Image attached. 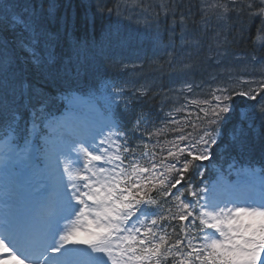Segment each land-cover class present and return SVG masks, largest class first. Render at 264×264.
<instances>
[{
    "label": "snow or ice",
    "instance_id": "6c2138e0",
    "mask_svg": "<svg viewBox=\"0 0 264 264\" xmlns=\"http://www.w3.org/2000/svg\"><path fill=\"white\" fill-rule=\"evenodd\" d=\"M181 7L97 3L101 15L142 22L156 47L160 17H170L181 48L202 54L198 68L165 46L178 79L153 113L142 106L149 83L104 80L82 95L61 88L55 49L61 29L67 35L79 19L58 16L56 0L47 8L0 0V30L13 33L0 40V173L19 167L39 177L27 211L0 212V264H264V179L257 188L246 179L257 170L243 166L253 137L264 152V57L256 54L264 49V0H198V20ZM257 19L253 51L232 52ZM83 23L87 31V14ZM90 43L74 42L77 60ZM96 54L105 56L103 46ZM236 97L255 103L225 133ZM206 161L217 174L211 184Z\"/></svg>",
    "mask_w": 264,
    "mask_h": 264
},
{
    "label": "trees",
    "instance_id": "16d2710c",
    "mask_svg": "<svg viewBox=\"0 0 264 264\" xmlns=\"http://www.w3.org/2000/svg\"><path fill=\"white\" fill-rule=\"evenodd\" d=\"M9 3L17 4V5H25V4H37V0H8ZM110 6L116 4L117 0H109ZM146 3L152 4L157 2V0H145ZM40 3H45L43 0H40ZM57 3V13L60 12L59 5L61 0H56ZM182 7L180 11L187 12L188 8L198 10V0H182ZM92 6L87 5V10L91 12ZM23 11V8H20ZM193 13L196 14L195 18L198 20L199 15L196 11ZM60 17L65 16V14H57ZM71 20L79 19L80 23L74 24L69 27L68 34L65 35L63 29H61V36L58 40L56 53L58 57H60L62 64L60 67L64 69L62 75H64L65 79L61 82L59 81L61 88H71V90L77 89V85L74 82L82 79V73H87L88 76H93L95 81L100 79H109L117 82L128 81L131 83H135L136 85L149 83L152 85L153 92L149 93V97L145 98L143 102V108L145 111H152L156 113L159 109L161 98L164 93H167L171 87H173L174 81H166L167 85H164L162 81L155 79L159 76H155L149 72L145 66H150L153 70L157 72L156 66L161 61V59L167 57L165 55V46L169 44H174L175 48L177 47L180 39V28L177 26L175 35L172 36L169 33V27L171 21L162 20L160 24V46L156 47L153 45L151 40V33L147 28L144 27L143 23H137L136 19L133 18L129 20L124 17H117L115 15V20L105 28L97 39L96 37V28L94 29L93 35L88 39H96L100 40L98 44H101L98 47H95L90 43L89 49L85 51L80 59L77 60L76 54L73 51V44L77 40H83L85 37V25L83 20L80 19L78 15L68 14ZM3 19V15L0 14V20ZM83 25H80V24ZM97 25L96 22L88 24L87 29L92 28V26ZM260 24L259 19L255 20L248 33L245 41L234 44L231 48L232 52L237 54H248L253 51L252 39L255 37L257 28ZM191 23H189V26ZM188 26V27H189ZM238 27V25H237ZM56 25L53 24V29L55 30ZM80 28L83 29V35H80ZM189 34H192L190 32ZM198 34V33H197ZM211 33H209V36ZM13 33L11 30L3 31L0 30V40L3 39H11ZM209 36H204L202 39L205 41L208 40ZM92 41V40H91ZM97 44V45H98ZM189 48L190 45L186 44ZM103 46L105 56L101 57V59H97L93 64H88L92 53L98 51V49ZM258 57H264V49H261L257 53ZM199 58H202V54ZM102 60V61H101ZM142 61V62H140ZM104 62V64L102 63ZM121 64L128 65L126 70H121ZM258 75V73H256ZM196 78L199 79L200 75L195 74ZM178 79V78H177ZM176 79V80H177ZM92 79L86 81L84 83L88 84ZM160 93L156 95L153 99L152 96L154 93ZM252 101H245L243 99H235L234 100V116L232 117L231 122L228 125H225L224 131L231 126V124L236 123L237 116L236 111L247 110V105L254 104ZM139 107V106H138ZM170 104L165 105V111H167ZM258 126V121H257ZM259 130V129H258ZM252 143L254 144V149L250 154H246L243 157V166L244 167H260L264 169V152L261 151V141L258 136L253 137ZM233 155H239L238 153H233ZM215 159V158H214ZM210 163H207L209 166ZM226 164V163H225ZM206 171L205 177L209 176V172Z\"/></svg>",
    "mask_w": 264,
    "mask_h": 264
},
{
    "label": "bare ground",
    "instance_id": "6f19581e",
    "mask_svg": "<svg viewBox=\"0 0 264 264\" xmlns=\"http://www.w3.org/2000/svg\"><path fill=\"white\" fill-rule=\"evenodd\" d=\"M43 1L45 2L43 3L44 7L47 8V0H43ZM103 2L106 3L107 7H114L115 5L113 4L110 6L109 0H103ZM97 3H98V0H61L60 12H58L57 14L59 15L65 14L66 16H68V14L72 13V14L78 15L80 19L82 20H84L85 14H87L89 18V23L91 24L94 20L97 25L92 26V28L87 29L84 35L87 36V38L89 37L91 38V35H93L94 33L93 31L96 28V37L97 39H99L103 30L108 25H110L116 18H115V12H113L112 15L107 14V12H105L103 15L97 13L96 12ZM39 4H40V0H37V5ZM87 5L92 6L91 12L86 11ZM152 5L155 7L156 11H159V0H157V2L155 3H152ZM191 10L192 12L196 11L198 13V10H194V9H191ZM160 18L166 20L163 16H161ZM167 21H171L170 17L167 19ZM80 25H83V24L81 23ZM195 27L196 26L191 24L189 26V33L192 32ZM83 32H84L83 29L80 28V35H83ZM88 40L90 42L94 41L95 47H98L101 45V44H98V42L99 41L101 42V40L99 41L93 40V39H91L92 41L90 39ZM189 52H191L190 56L188 55ZM182 56L184 58V62H188L189 60H191L197 65L198 68L203 67L201 63L202 58H199L195 54V50L192 48H189L186 44L183 46V49H182L181 41H180L178 42L177 47L175 48V57L177 60H179ZM168 59H169L168 56L161 59V61L156 66L157 72L153 70L150 66H145L149 72H151L152 74H155V76H159L155 79L162 81L164 85H167L166 81H175L178 78L177 72L173 71V69L167 63ZM194 74H199V71L194 69Z\"/></svg>",
    "mask_w": 264,
    "mask_h": 264
},
{
    "label": "rangeland",
    "instance_id": "374dc122",
    "mask_svg": "<svg viewBox=\"0 0 264 264\" xmlns=\"http://www.w3.org/2000/svg\"><path fill=\"white\" fill-rule=\"evenodd\" d=\"M176 81V80H175ZM174 81V82H175ZM81 108H83V109H85L84 111H82V113H83V115L86 117L87 116V108L85 107H81ZM182 115V114H181ZM207 162H210V161H206L205 163H207ZM231 178H233V179H237V177H236V174L235 175H233V176H231ZM246 179H250V181L257 187V188H259V186H260V181H261V179H258V180H256V177H248V178H246Z\"/></svg>",
    "mask_w": 264,
    "mask_h": 264
}]
</instances>
